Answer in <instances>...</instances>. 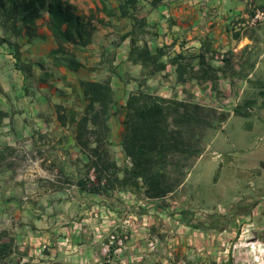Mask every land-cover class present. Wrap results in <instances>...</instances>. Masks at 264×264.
<instances>
[{
    "label": "rangeland",
    "instance_id": "1",
    "mask_svg": "<svg viewBox=\"0 0 264 264\" xmlns=\"http://www.w3.org/2000/svg\"><path fill=\"white\" fill-rule=\"evenodd\" d=\"M119 1L111 0L110 7L117 8ZM69 2L78 14L96 18L92 43L77 55V72L56 67L46 13L35 39L18 40L27 74H13L16 62L0 27L1 106L14 121L37 127L25 131L27 138L20 137L21 147L35 141L31 159L12 154L3 163L14 173L10 194L0 192V200L10 197L19 208L0 209V236L13 239L10 255L0 264H73L79 235L103 241L97 264H264V59L245 69L251 77L242 67L236 69L239 63L226 62V54L217 53L207 74L192 68L187 84L178 83L171 66L145 78L141 66L128 60L130 39L122 40L134 21L109 18L99 0ZM171 6L172 0H138L135 7V26L146 20L145 39L154 52L159 44L168 45ZM221 67L226 74H239L221 82L216 73ZM81 81L109 83L120 109L109 121L110 144L102 143L104 164L130 165L121 144L124 106L132 93L199 104L219 129L206 130L203 155L185 168V180L165 198L153 200L144 188L135 193L118 185L100 195L84 192L78 180L88 186L97 182L90 158L96 138L85 135L89 148L76 139L73 119H81L86 109ZM222 115L227 116L224 122L217 120ZM117 175L123 177L122 172Z\"/></svg>",
    "mask_w": 264,
    "mask_h": 264
},
{
    "label": "trees",
    "instance_id": "2",
    "mask_svg": "<svg viewBox=\"0 0 264 264\" xmlns=\"http://www.w3.org/2000/svg\"><path fill=\"white\" fill-rule=\"evenodd\" d=\"M99 1L109 18H131L134 21L133 29L122 37L123 41L130 39L129 62L141 66L145 78L166 71L168 63L163 61L166 47L152 51L145 39L148 35L146 20L135 26L133 14L138 0H120L117 8L110 7L111 0ZM156 1L160 3L162 0ZM43 13L47 15V28L56 46L52 51L56 67L64 66L77 72L81 68L77 55L92 43L96 18L93 13L89 16L78 14L69 0H0V27L6 34L3 42L10 46L16 69L26 73L18 40L32 41L38 36ZM201 59L204 60L205 56ZM184 61L182 56L170 61L176 66L177 81L181 85L188 83L183 78L187 68L192 69L191 64ZM80 92L86 109L81 119H73L77 142L81 147L89 148L84 141L85 135L93 134L96 138L95 147L91 149L94 156L90 158L97 182L90 186L79 183L81 190L90 194L107 193L118 185L135 193L144 188L147 197L153 200L165 198L185 180V168L192 167V162L203 155L205 132L214 128L205 117L206 110L199 104L143 92L132 93L124 106L125 135L121 144L130 165L120 169L115 162L104 164L101 156L103 140L110 144L109 121L120 113L114 89L109 83L81 81ZM5 118L7 113L0 103V125ZM58 119L65 126V118L59 115ZM226 119V115L217 118L220 122ZM120 172L123 173L121 179L117 175ZM3 236H0V263L9 256L13 244V239L3 241Z\"/></svg>",
    "mask_w": 264,
    "mask_h": 264
},
{
    "label": "crops",
    "instance_id": "3",
    "mask_svg": "<svg viewBox=\"0 0 264 264\" xmlns=\"http://www.w3.org/2000/svg\"><path fill=\"white\" fill-rule=\"evenodd\" d=\"M254 2L258 7H264V0H254ZM180 5H182L181 9L179 8ZM171 7L174 9H171V13L167 17L169 25L167 30L168 47L159 44L158 48L166 47V50L170 51L169 57L167 58L168 55L166 54L163 61L168 63V67L173 68L176 80L178 78L176 66H173L170 61L178 56L184 57V63H190L191 67H194V71H203L206 72L205 74L211 70L210 64L213 54H226V62L239 63L235 65L236 69L240 70L242 67L243 71L248 67H256L257 61L264 59V23L256 29H242L234 26L236 21L244 22L252 15L248 0H172ZM158 32L160 33V31ZM203 56H205L204 60L201 59ZM191 70L187 68V72L184 74L183 78L187 82L192 81L191 77H188ZM216 71L217 78L221 82L229 76L232 78V76L239 74L237 71L226 74L223 72V67L217 68ZM14 72L21 74L17 70H13V74ZM246 73H248V77H251L252 74L249 70ZM230 81L235 80L231 79ZM201 82L203 81L201 80ZM1 108L7 113V118L0 125V187L2 188L0 192L10 194L8 191L11 188L10 179L14 169L3 163H7L12 154H23L27 159H31L35 141L26 142V146L21 147L20 140L22 139L20 137L27 138L25 131L37 129V127L34 123L26 125L14 121L8 109L2 106ZM38 126L45 129L44 126L46 125L38 124ZM17 143L21 149H17ZM80 182L84 181L78 180V185ZM9 198L0 200L1 210L12 209L14 206L19 208ZM7 226L10 227L9 224ZM102 243L103 241L96 235H79L73 244L72 263L97 264V251H99Z\"/></svg>",
    "mask_w": 264,
    "mask_h": 264
},
{
    "label": "built area",
    "instance_id": "4",
    "mask_svg": "<svg viewBox=\"0 0 264 264\" xmlns=\"http://www.w3.org/2000/svg\"><path fill=\"white\" fill-rule=\"evenodd\" d=\"M252 15L244 22L236 21L235 27L242 29H256L264 23V7H258L254 0H248ZM224 59V55H222ZM115 238L114 236L112 237ZM115 240V239H114ZM121 242V241H119Z\"/></svg>",
    "mask_w": 264,
    "mask_h": 264
}]
</instances>
